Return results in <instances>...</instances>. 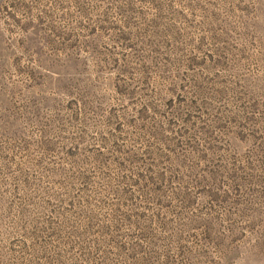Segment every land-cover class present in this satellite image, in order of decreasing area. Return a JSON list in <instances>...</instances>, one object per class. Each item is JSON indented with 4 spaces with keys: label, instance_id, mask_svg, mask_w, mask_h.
I'll return each instance as SVG.
<instances>
[{
    "label": "rangeland",
    "instance_id": "obj_1",
    "mask_svg": "<svg viewBox=\"0 0 264 264\" xmlns=\"http://www.w3.org/2000/svg\"><path fill=\"white\" fill-rule=\"evenodd\" d=\"M0 264H264V0H0Z\"/></svg>",
    "mask_w": 264,
    "mask_h": 264
}]
</instances>
